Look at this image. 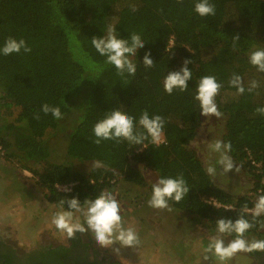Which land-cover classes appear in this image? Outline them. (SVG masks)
<instances>
[{"label": "trees", "instance_id": "16d2710c", "mask_svg": "<svg viewBox=\"0 0 264 264\" xmlns=\"http://www.w3.org/2000/svg\"><path fill=\"white\" fill-rule=\"evenodd\" d=\"M195 3L0 0V47L13 37L24 39L32 48L30 54L23 50L0 54V157L18 159L24 170L32 172L46 200L58 211L68 210L67 204L61 209L62 199L78 198L83 205L85 199L94 200L103 190L115 188L117 181L145 187L147 178L142 170L148 169L159 178L183 174L190 191L179 203L169 201V206L193 217L212 233L219 234L216 221L221 218L235 221L243 214L253 222L252 213L244 212L243 206L253 208L257 194H264V116L256 112L264 107V73L249 63V52L264 47V0H212L216 14L204 18L194 11ZM131 5L137 11H131ZM109 24L120 38L129 39L135 32L146 43L131 57L137 66L135 76H118L115 67L106 64L91 44L93 37L103 38ZM237 34L240 39L233 47ZM149 50L155 66L146 69L143 57ZM185 59L193 60L189 88L169 95L164 79L169 71H179ZM233 73L243 79V94L229 85ZM206 75L223 85L216 97L226 121L222 140L231 143L229 154L253 179L242 194H234L210 177L193 147L201 127V110L194 95L197 82ZM253 80L259 87L249 93ZM44 103L60 107L63 119L43 112L35 119ZM15 105L21 111L10 121ZM114 109L134 117L137 124L145 110L163 116L166 124L161 143L146 140L136 146L109 140L95 144L94 125ZM68 117L73 119L69 158L99 161L102 167L85 173L68 164L53 163L49 154H43L48 131L62 130ZM11 136L16 138L14 142ZM33 159L35 164L31 165ZM71 184L70 193L57 189L58 185ZM261 221L264 214L256 218L246 240L264 239ZM223 236L235 238L234 233ZM10 263L12 258L0 255V264Z\"/></svg>", "mask_w": 264, "mask_h": 264}, {"label": "clouds", "instance_id": "9594fccd", "mask_svg": "<svg viewBox=\"0 0 264 264\" xmlns=\"http://www.w3.org/2000/svg\"><path fill=\"white\" fill-rule=\"evenodd\" d=\"M177 3H183V0H177ZM131 11H137L135 5H131ZM194 11L201 17L215 16L216 6L212 0H196ZM103 38L93 37L91 44L95 50L103 57L105 63L115 67L117 75L124 77L125 74L135 76L137 66L131 59L137 55L138 50L145 48L146 43L142 40L138 33H131L129 39H122L117 35L116 28L109 24L104 30ZM239 34L233 37V47L239 42ZM23 50L24 53L30 54L32 48L24 39L17 40L8 37L3 47H0V54L8 56L11 54H19ZM193 60L185 59L183 66L179 71H169L164 79V90L171 95L174 90L185 92L188 90V82L192 79V72L189 65ZM249 63L256 67L259 72L264 73V47H257L249 52ZM143 65L146 69L155 66L152 53L149 50L143 57ZM229 85L237 89L239 94L245 92L243 79L240 75L233 73L229 80ZM222 84L217 82L216 77L206 75L197 82L194 100L199 103L201 115L205 117H222V113L218 110L216 97ZM259 84L256 80L251 81L247 88L249 93L253 92ZM40 112L44 115L51 114L56 120L63 119L60 107L51 106L44 103L41 109L34 114V118H41ZM257 114L264 116V107L256 109ZM165 118L161 115H150L147 110L143 111L139 117L138 124L136 119L126 112L114 109L106 113L103 119L99 120L93 127L95 136L94 143L100 145L102 141H115L117 143L127 141L130 145L140 146L146 140H150L152 144H160L164 137ZM142 129L143 131H140ZM231 143L224 142L221 139H213L207 144L208 159L206 160L205 172L215 179L218 175H227L235 169L238 173L240 168L235 164L229 155L231 151ZM146 148V147H144ZM95 166L102 167L101 162L97 161ZM190 189L183 174L176 177H161L152 185L151 196L147 201L150 208L153 209H169V201L181 202ZM67 204L68 210L56 212L51 219V224L62 233H66L72 238L77 232L86 231L83 224L76 218V213H81L84 217V223L87 229L94 234L96 242L107 247L113 243L112 237L120 242L122 246H132L138 242V236L131 227L124 228L122 226V217L120 215V203L112 192L107 189L93 199H85L83 205L78 198L62 199L60 207ZM170 210V209H169ZM244 212H251L253 222H249L241 214L235 221L231 219H218L216 221V231L220 235L213 236L205 249V251H214L215 255L221 262L230 260L233 256L240 252H264V239L253 238L246 240L245 234L249 232L256 222V218L264 214V194H257L256 202L253 208L249 209L248 205L243 206ZM260 227L264 228V221L260 222ZM235 234L227 245L221 237L224 234ZM207 259V257H205Z\"/></svg>", "mask_w": 264, "mask_h": 264}, {"label": "rangeland", "instance_id": "374dc122", "mask_svg": "<svg viewBox=\"0 0 264 264\" xmlns=\"http://www.w3.org/2000/svg\"><path fill=\"white\" fill-rule=\"evenodd\" d=\"M20 111L21 108L15 105L14 115L10 121H14ZM200 121L201 127L197 139L193 142V147L206 166L207 144L213 139L222 140L226 121L224 117L217 119L214 116L208 118L203 115H201ZM72 123V117H68L63 121L62 130L48 131L44 137V141H48V144H44L43 154H49L48 158L53 163L68 164L74 169L86 173L95 168L96 163L70 159L67 154L68 135L71 132ZM12 134L17 136L15 133ZM15 139L11 136L13 142ZM37 150L42 155L41 149ZM39 157L37 155V160ZM232 159L235 162L233 157ZM30 164L34 165L35 159ZM235 164L240 168L238 173L234 169L227 175H220L218 169L215 179L234 194H242L253 184V179L241 166L236 162ZM142 172L147 178V186L127 185L117 181V186L108 190L120 203L122 226L133 228L138 236V242L132 246H122L114 235L113 243L107 247H102L96 242L100 249L113 255L122 264L251 263L249 253L246 252L237 253L230 260L221 262L214 251H205L210 239L220 234L212 233L206 226H200L193 217L171 206H169L170 210L150 208L147 201L151 196V187L159 179V176L148 169H144ZM56 212L58 210L46 200L45 193L37 184L34 174L24 170L18 159L6 160L5 156L1 155L0 235L22 252L36 250L48 242L66 244L71 238L51 224L52 216ZM76 218L84 225L86 231L77 232L75 235L88 234L95 240L93 232L88 230L84 223L83 215L76 213ZM221 238L224 239L225 245L232 240L224 236Z\"/></svg>", "mask_w": 264, "mask_h": 264}, {"label": "flooded vegetation", "instance_id": "af4514ba", "mask_svg": "<svg viewBox=\"0 0 264 264\" xmlns=\"http://www.w3.org/2000/svg\"><path fill=\"white\" fill-rule=\"evenodd\" d=\"M6 241L0 235V255L12 258V264H122L100 249L96 240L83 233L74 235L66 244L48 242L30 252H22ZM248 255L250 264H264V252Z\"/></svg>", "mask_w": 264, "mask_h": 264}, {"label": "built area", "instance_id": "2783aa9c", "mask_svg": "<svg viewBox=\"0 0 264 264\" xmlns=\"http://www.w3.org/2000/svg\"><path fill=\"white\" fill-rule=\"evenodd\" d=\"M73 186H74V184H71V185H58L57 189L59 191H61V192H64V193H70L73 190Z\"/></svg>", "mask_w": 264, "mask_h": 264}]
</instances>
